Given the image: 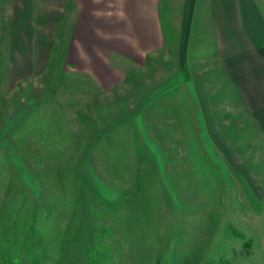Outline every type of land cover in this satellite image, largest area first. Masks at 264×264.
<instances>
[{
    "label": "rangeland",
    "instance_id": "1",
    "mask_svg": "<svg viewBox=\"0 0 264 264\" xmlns=\"http://www.w3.org/2000/svg\"><path fill=\"white\" fill-rule=\"evenodd\" d=\"M65 65L0 92V264H264V134L242 106L206 119L133 75L80 106Z\"/></svg>",
    "mask_w": 264,
    "mask_h": 264
},
{
    "label": "crops",
    "instance_id": "2",
    "mask_svg": "<svg viewBox=\"0 0 264 264\" xmlns=\"http://www.w3.org/2000/svg\"><path fill=\"white\" fill-rule=\"evenodd\" d=\"M0 10L6 98L43 75L52 56L66 58L56 72L68 74L63 84L80 106L103 105L133 75L149 99L190 98L206 119L213 100L226 96L264 134V0H0ZM204 42L210 53L201 58L212 64L196 71Z\"/></svg>",
    "mask_w": 264,
    "mask_h": 264
},
{
    "label": "trees",
    "instance_id": "3",
    "mask_svg": "<svg viewBox=\"0 0 264 264\" xmlns=\"http://www.w3.org/2000/svg\"><path fill=\"white\" fill-rule=\"evenodd\" d=\"M12 264H15L14 262Z\"/></svg>",
    "mask_w": 264,
    "mask_h": 264
}]
</instances>
